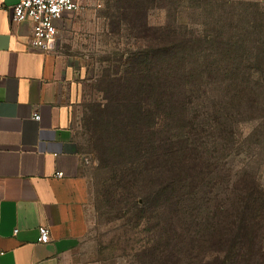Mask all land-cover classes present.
Here are the masks:
<instances>
[{
  "label": "trees",
  "instance_id": "trees-1",
  "mask_svg": "<svg viewBox=\"0 0 264 264\" xmlns=\"http://www.w3.org/2000/svg\"><path fill=\"white\" fill-rule=\"evenodd\" d=\"M154 1L116 0L118 14L109 13L111 32L128 23L135 45L98 78L107 99L95 115L103 161L114 160L117 149L151 160L150 170L162 174L146 192L134 188L130 199L139 204L134 200L145 195L143 201L154 203L152 217L167 222V245L177 239L198 264H264V5L162 0L177 10L171 22L155 26L148 12ZM198 107L211 110L231 156L245 152L224 183L215 166L208 197L200 161L182 144L188 139L170 132L179 115L183 120Z\"/></svg>",
  "mask_w": 264,
  "mask_h": 264
},
{
  "label": "crops",
  "instance_id": "crops-1",
  "mask_svg": "<svg viewBox=\"0 0 264 264\" xmlns=\"http://www.w3.org/2000/svg\"><path fill=\"white\" fill-rule=\"evenodd\" d=\"M19 1L0 0V264H96L67 59L81 46V9L57 19L56 41L42 50L31 45L30 22L12 18ZM41 225L50 230L45 243Z\"/></svg>",
  "mask_w": 264,
  "mask_h": 264
},
{
  "label": "rangeland",
  "instance_id": "rangeland-1",
  "mask_svg": "<svg viewBox=\"0 0 264 264\" xmlns=\"http://www.w3.org/2000/svg\"><path fill=\"white\" fill-rule=\"evenodd\" d=\"M250 1L264 5V0ZM115 3L116 0H80L81 12L76 18V28H82L81 46L68 50L70 57L67 58L72 73L74 127L85 158L84 173L89 180L94 206L89 234L93 257L96 264H198L192 256L185 254V248L177 239L167 245V230L164 232L167 222L160 219L159 215L152 217L154 203L143 201L145 195L137 196V200H134L139 204H134L130 199V192L134 188L146 192L147 186L162 176L150 170L153 165L151 160L144 162L139 156H123L124 151L113 149L116 157L105 163L99 150L101 144L98 137L101 132L97 131L95 115L104 107L107 99L98 78L105 66L117 63L123 57L122 54L130 48L134 50L135 45L134 34L128 23L121 25L120 32H111L109 13L116 15L119 12ZM176 5L171 9L164 6L162 0L149 4L150 23L161 26L171 22L177 10ZM207 29L211 33L218 28ZM211 114L209 108L192 109L183 115V120L179 115L170 131L175 140L187 138L182 144L185 146L188 142L191 148L187 149L188 152L200 161L205 179L202 182L204 197H208L207 191L215 182V166L219 168L223 178L221 182L224 183L226 173L232 168L236 169L245 158V152L230 155L226 133L213 128ZM251 121L245 120V126L250 125ZM243 130L246 132L247 129ZM187 133L190 134L188 137ZM118 141L116 138L112 145L118 147ZM250 145L254 147V144ZM182 156L179 153L176 155L177 158ZM129 179L134 183L138 181V185L133 187ZM260 179L264 185V168ZM205 207L209 212L212 203L209 202Z\"/></svg>",
  "mask_w": 264,
  "mask_h": 264
},
{
  "label": "built area",
  "instance_id": "built-area-1",
  "mask_svg": "<svg viewBox=\"0 0 264 264\" xmlns=\"http://www.w3.org/2000/svg\"><path fill=\"white\" fill-rule=\"evenodd\" d=\"M81 8L80 0H20L11 9L12 18L16 22L28 21L31 24V45L42 50H49L56 41L58 28L57 19L66 12ZM39 119L38 113L34 114ZM63 176V172H56ZM40 242L50 240V230L47 226H39Z\"/></svg>",
  "mask_w": 264,
  "mask_h": 264
}]
</instances>
